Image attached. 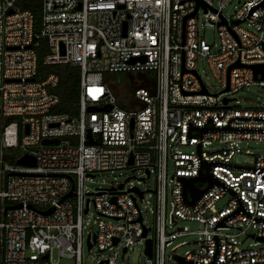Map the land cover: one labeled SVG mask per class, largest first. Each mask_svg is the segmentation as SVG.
<instances>
[{
  "label": "built area",
  "instance_id": "1",
  "mask_svg": "<svg viewBox=\"0 0 264 264\" xmlns=\"http://www.w3.org/2000/svg\"><path fill=\"white\" fill-rule=\"evenodd\" d=\"M16 1L0 0V264H82L84 246L118 264L135 245L149 264H264V247L236 239L264 238V154L248 147L264 143V104L228 96L264 87L251 67L264 65V0H245L233 18L223 14L232 0H40L38 28ZM199 11L218 44L199 36ZM41 39L43 65L80 71L75 115L52 111L58 76L38 71ZM198 59L221 90H208ZM107 72L128 75L121 96ZM25 155L34 166L16 163ZM127 168L154 187L85 190L97 173ZM202 174L214 183L193 181L202 193L185 202L186 181ZM89 206L96 230L84 233Z\"/></svg>",
  "mask_w": 264,
  "mask_h": 264
},
{
  "label": "rangeland",
  "instance_id": "2",
  "mask_svg": "<svg viewBox=\"0 0 264 264\" xmlns=\"http://www.w3.org/2000/svg\"><path fill=\"white\" fill-rule=\"evenodd\" d=\"M244 1L245 0H232L223 9V14L226 17L233 18L236 12L241 8ZM202 14L203 12L199 11L196 16L199 36L204 37L205 40L211 45L218 44L219 40L216 27L205 23ZM242 26L248 30H252V27L248 26L247 23H243ZM197 72L211 93L222 89L220 84L214 78L205 60H197ZM127 76L128 75L125 73L117 72H107L104 74V77L107 78V80L111 82L113 86H115V89L118 91L120 96L122 95V91L128 88ZM228 96L233 98V100L229 103L231 105L240 106L242 108L256 107L259 104H264V87L259 85L257 82L251 84L248 87L242 88L237 92L228 93ZM248 147L252 154H264V143L249 142ZM234 159L238 164H251L253 155L237 154ZM132 174V171L128 168L116 169L112 171L106 170L97 173L94 177L88 178L84 181L85 190L94 192L97 188H109L114 184L123 182H127V185H135L141 190L147 188L152 189L154 187V177L152 175L145 180H141L139 179V177H141L140 172H134L135 177H132ZM128 177L129 179H127ZM222 202L220 204H222ZM94 218V209L92 206H89V211L83 216L84 233H87L88 230H96ZM144 219L149 220L151 223L152 216L149 210H147V212L144 214ZM179 224L188 225L192 228L197 226V223L195 222H179ZM247 233H250V231ZM192 239H194V237L187 238L188 241H191ZM236 239L240 242L239 246L241 248H247L250 246L264 247V241L254 244L257 241L250 238L249 236H245L244 234H239ZM189 248H191L189 245L182 246L177 249V252L183 253V251ZM104 256H106V253L98 252L94 248L90 250H88L87 246L82 248V264H98V261L104 259ZM118 264H149V260L143 254L142 247L140 245H135L131 247L126 254H119Z\"/></svg>",
  "mask_w": 264,
  "mask_h": 264
},
{
  "label": "trees",
  "instance_id": "3",
  "mask_svg": "<svg viewBox=\"0 0 264 264\" xmlns=\"http://www.w3.org/2000/svg\"><path fill=\"white\" fill-rule=\"evenodd\" d=\"M16 3L21 9H28L33 13L38 28L40 20V0H17ZM45 50L44 39H41L38 55V71L43 76L50 72L58 76V83L54 92L58 95L59 102L52 108V111L75 115L78 106L80 71L78 67L69 64L43 65L42 54Z\"/></svg>",
  "mask_w": 264,
  "mask_h": 264
},
{
  "label": "water",
  "instance_id": "4",
  "mask_svg": "<svg viewBox=\"0 0 264 264\" xmlns=\"http://www.w3.org/2000/svg\"><path fill=\"white\" fill-rule=\"evenodd\" d=\"M262 6H264V2L261 3ZM195 11L192 13L194 14ZM239 21H235L234 23H238ZM254 72V75H256L257 73H260L261 75L264 73V65H252L251 66ZM86 138L88 140L89 143H91V134L89 133V131L87 132ZM43 144H57L58 140L57 139H51V140H43L42 141ZM16 163L19 165H24V166H34L35 165V161L34 158L32 156L29 155H25L20 157L19 159L16 160ZM197 180H205L210 184L214 183V179L209 175V174H202L199 175L196 178H192L186 181V184L184 186V201L187 203H194V201L201 195L202 191L197 189L194 185H193V181H197ZM73 187L71 186L70 190L67 192V194L64 195V197H68L71 196L73 194ZM186 192H188V196L186 194ZM188 197L190 199H188ZM19 206V205H17ZM52 209H48L47 211H42V213H50ZM261 241H264V238L259 239ZM89 247V244H88ZM147 252H149V245L147 248ZM178 262L179 264H195V263H191V262H187L184 261L182 258H178Z\"/></svg>",
  "mask_w": 264,
  "mask_h": 264
}]
</instances>
